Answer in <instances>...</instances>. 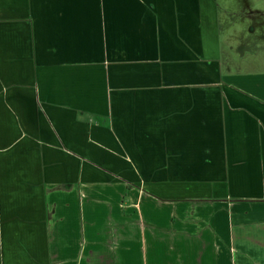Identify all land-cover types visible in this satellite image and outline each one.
Returning a JSON list of instances; mask_svg holds the SVG:
<instances>
[{
  "label": "crops",
  "instance_id": "obj_1",
  "mask_svg": "<svg viewBox=\"0 0 264 264\" xmlns=\"http://www.w3.org/2000/svg\"><path fill=\"white\" fill-rule=\"evenodd\" d=\"M220 11L0 0V264H264V52Z\"/></svg>",
  "mask_w": 264,
  "mask_h": 264
},
{
  "label": "rangeland",
  "instance_id": "obj_2",
  "mask_svg": "<svg viewBox=\"0 0 264 264\" xmlns=\"http://www.w3.org/2000/svg\"><path fill=\"white\" fill-rule=\"evenodd\" d=\"M218 4L220 12L225 11L232 20L227 31L218 33L223 53L228 52L231 57L236 58V55L246 52V56L250 57L249 59L259 58L262 55L261 51L264 52V37H262L261 31H254L251 27L241 30L240 20L245 18V10L254 9L255 4L264 8L263 0H218ZM252 17L255 19L254 15L247 17V19L250 20ZM231 212L233 213L232 208ZM234 259H237L236 255Z\"/></svg>",
  "mask_w": 264,
  "mask_h": 264
}]
</instances>
